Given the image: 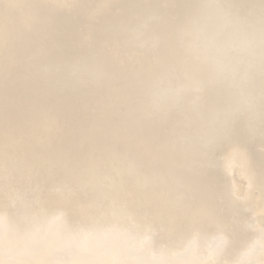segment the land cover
Returning <instances> with one entry per match:
<instances>
[{
    "label": "bare ground",
    "instance_id": "6f19581e",
    "mask_svg": "<svg viewBox=\"0 0 264 264\" xmlns=\"http://www.w3.org/2000/svg\"><path fill=\"white\" fill-rule=\"evenodd\" d=\"M205 1L0 0V264H264V121L252 147L233 123L219 172L178 145L189 109L206 122L242 80L264 119V62L219 73L192 46ZM233 225L257 234L229 256Z\"/></svg>",
    "mask_w": 264,
    "mask_h": 264
},
{
    "label": "water",
    "instance_id": "95a60500",
    "mask_svg": "<svg viewBox=\"0 0 264 264\" xmlns=\"http://www.w3.org/2000/svg\"><path fill=\"white\" fill-rule=\"evenodd\" d=\"M202 5L204 12L201 18L204 17V21L202 25H191L190 30L194 37H198L195 38L198 43L193 41L192 46L199 50L198 52L206 61L205 63L212 65L214 70L219 73L225 70L228 71L229 74H233L235 67L241 62H244L245 65L243 66H245L246 69L249 70L251 68L250 70H256L259 73L260 68H258L257 65L264 62V13L251 15L245 19L235 13H228L224 10L226 8L218 6L212 0H206L204 3L202 2ZM255 63L258 64L256 65ZM77 71L76 68H69L68 74L72 77ZM245 78H249L248 75H246ZM52 81L53 83H59L55 79H52ZM241 82L243 85L237 90V101L229 103V105H224L220 109L208 114L206 116V122L199 119L196 120L194 118L195 114L190 112L189 109L188 115H191V119L187 121L192 124L195 131L198 132L197 134L195 132L193 136L187 133L182 134L178 140V145L182 148L190 149L189 152H191V156H193L194 164L200 167V170L204 172H219V154L221 147L233 141L234 137L228 136L234 122L242 121L244 127L247 128L245 144L252 147L253 140L257 135L256 127L264 121V119L262 120L261 118L263 113H259L258 111V107L261 108L263 102V97L260 98V91L256 87L244 90L242 88L246 86V80H242ZM163 95L164 94L157 95L154 99L160 100L162 97V99L165 100V96ZM174 97L176 98L177 96ZM169 102L174 107L172 110L175 112H181L184 109L181 100L172 101L170 99ZM244 119H246V122ZM252 123L253 127L249 129L248 126ZM252 130L254 132H252ZM253 149L254 152L261 151L260 146H255ZM189 171L188 169L186 172ZM261 226L262 232L260 233L264 240V217L261 221ZM229 234L231 238V247L230 250H228V255L233 256L236 252L239 253L238 251L241 249L244 250L249 235L257 234V232L249 231L246 226L237 227L233 225V227L230 228ZM153 238L156 241V243H153L154 251H158L161 248L165 249L163 246L164 244H157V242H160L162 239L157 238L155 234H153ZM214 238L217 237H211L206 241L207 243L205 242V246L207 247L205 253L210 254L208 246L211 245L210 243L214 242ZM164 241L167 242V239ZM185 243L186 241H184V244ZM174 245L177 246L172 240H169V244H166V246ZM181 247L184 254L188 245L185 247H183V245L178 246V248ZM220 253L224 254V250H220L219 254ZM68 258L70 259L68 260L70 263L77 262L73 259L82 260L79 253L74 250L68 252ZM185 259L188 263L190 261V256L187 255ZM152 263H154V261ZM252 264H254V262Z\"/></svg>",
    "mask_w": 264,
    "mask_h": 264
}]
</instances>
